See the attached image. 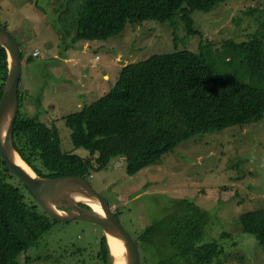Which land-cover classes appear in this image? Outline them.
Listing matches in <instances>:
<instances>
[{"label":"rangeland","instance_id":"374dc122","mask_svg":"<svg viewBox=\"0 0 264 264\" xmlns=\"http://www.w3.org/2000/svg\"><path fill=\"white\" fill-rule=\"evenodd\" d=\"M80 2L0 0V23L21 44L25 56L21 113L51 127L55 124L63 151L84 157L89 153L75 149L65 116L110 91L125 65L177 50L198 52L202 41H247L259 33L264 20V0H227L210 12H193L194 27L203 36L189 35L180 19L174 24L146 20L128 24L106 40L87 41L88 50L86 40L73 42L72 14ZM36 49L38 57L33 55ZM35 162L47 172L41 159ZM92 175V186L117 209L146 264L170 257L173 248L167 237L143 242L140 235L181 208L184 200L208 214L199 244L220 239L222 233L230 235L223 238L225 254L214 264H264V249L243 233L239 222L243 213L264 207V119L194 136L134 175L128 174L123 156L113 157L106 169ZM12 182L21 187L30 205L35 203L18 177ZM103 233L88 221L56 222L19 258L20 264H100L97 249Z\"/></svg>","mask_w":264,"mask_h":264},{"label":"trees","instance_id":"16d2710c","mask_svg":"<svg viewBox=\"0 0 264 264\" xmlns=\"http://www.w3.org/2000/svg\"><path fill=\"white\" fill-rule=\"evenodd\" d=\"M225 1L82 0L72 14L73 42L106 40L128 24L146 20L174 24L180 19L189 35L203 36L194 27L193 12H210ZM8 73V54L0 45V101ZM19 94L14 141L38 174L72 175L91 183L93 172L106 169L113 157L123 156L128 174L134 175L194 136L264 119V20L259 33L247 41H202L198 52L177 50L125 65L110 91L65 116L75 149L85 150L89 157L64 152L58 127L23 115L22 89ZM39 159L47 172L36 164ZM14 177L0 157V264H20L19 258L58 222L36 199L31 205L25 200L21 187L12 182ZM115 214L119 217L117 209ZM239 222L243 233L252 235L264 249V207L243 213ZM207 224L208 214L184 200L181 208L147 227L140 238L143 242L156 236L169 239L173 254L156 264H214L225 254L223 238L230 235L222 233L220 239L199 244ZM97 256L100 264L114 262L104 233ZM142 263L146 264L143 257Z\"/></svg>","mask_w":264,"mask_h":264},{"label":"water","instance_id":"95a60500","mask_svg":"<svg viewBox=\"0 0 264 264\" xmlns=\"http://www.w3.org/2000/svg\"><path fill=\"white\" fill-rule=\"evenodd\" d=\"M0 45L9 59V73L0 101V157L10 171L28 188L41 208L54 220L92 222L100 226L109 243L122 250L128 264H143L138 242L115 214L114 207L92 184L81 177L49 178L38 174L19 154L14 141V126L20 109V80L23 74V49L12 33L0 24ZM23 160L29 169L19 166ZM53 199L63 204L52 205ZM51 200V201H50ZM84 205V206H82ZM111 248V247H110ZM117 259L114 257L113 264Z\"/></svg>","mask_w":264,"mask_h":264},{"label":"bare ground","instance_id":"6f19581e","mask_svg":"<svg viewBox=\"0 0 264 264\" xmlns=\"http://www.w3.org/2000/svg\"><path fill=\"white\" fill-rule=\"evenodd\" d=\"M19 166L22 169H24V170L25 169H29L28 166H27V164L23 160H20ZM61 204H63V203L59 199H53L52 200V205H54V206H59ZM110 247H111V251H112L114 257L117 259L116 264H128V262L125 259V257L121 254L122 253V250L120 248H115L113 246V243H110Z\"/></svg>","mask_w":264,"mask_h":264},{"label":"crops","instance_id":"0c3cea01","mask_svg":"<svg viewBox=\"0 0 264 264\" xmlns=\"http://www.w3.org/2000/svg\"><path fill=\"white\" fill-rule=\"evenodd\" d=\"M88 42H90V41H88ZM88 42L86 41L85 43H86V45H85V48H88V50H90L91 49V45H89L88 44ZM87 50V49H86ZM40 56V55H39ZM38 57V56H37ZM94 64H95V62H94ZM93 88V87H92Z\"/></svg>","mask_w":264,"mask_h":264},{"label":"built area","instance_id":"2783aa9c","mask_svg":"<svg viewBox=\"0 0 264 264\" xmlns=\"http://www.w3.org/2000/svg\"><path fill=\"white\" fill-rule=\"evenodd\" d=\"M39 53H40L39 50H36L34 55L37 56V55H39Z\"/></svg>","mask_w":264,"mask_h":264},{"label":"clouds","instance_id":"9594fccd","mask_svg":"<svg viewBox=\"0 0 264 264\" xmlns=\"http://www.w3.org/2000/svg\"><path fill=\"white\" fill-rule=\"evenodd\" d=\"M21 47H22V46H21ZM36 50H37V49H36ZM36 50H35V51H36ZM35 51H34V53H35ZM33 55H34V54H33ZM39 55H40V53H39ZM39 55H37V56H39ZM34 56H35V55H34ZM37 56H35V57H37Z\"/></svg>","mask_w":264,"mask_h":264}]
</instances>
